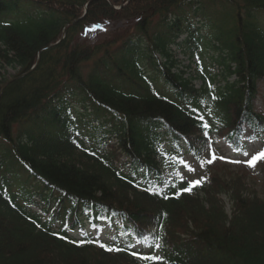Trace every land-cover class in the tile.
<instances>
[{
    "label": "trees",
    "instance_id": "1",
    "mask_svg": "<svg viewBox=\"0 0 264 264\" xmlns=\"http://www.w3.org/2000/svg\"><path fill=\"white\" fill-rule=\"evenodd\" d=\"M124 2L0 0V264H264V159L259 178L222 167L190 193L181 192L187 184L148 181L158 174L163 137L189 148L202 142L201 116L234 149L244 128L264 144V114L253 111L264 82V0ZM117 22L125 30L81 39ZM181 35L191 39L177 45L183 54L194 56L200 40L217 54L223 87L211 90L209 77L196 90L183 78L171 51ZM206 76L198 73L203 83ZM78 103L91 107L93 120L75 125L98 122L88 149L74 140L85 129L71 123ZM112 138L116 148L105 150ZM17 169L47 192L41 199L56 210L47 224L20 208L34 203L30 192L10 190ZM153 188L159 195L146 191ZM80 216L116 229L108 246L144 237L161 244L163 261L137 260L130 248L105 251L88 238L77 246L65 232ZM54 222L62 223L58 235Z\"/></svg>",
    "mask_w": 264,
    "mask_h": 264
},
{
    "label": "rangeland",
    "instance_id": "2",
    "mask_svg": "<svg viewBox=\"0 0 264 264\" xmlns=\"http://www.w3.org/2000/svg\"><path fill=\"white\" fill-rule=\"evenodd\" d=\"M126 27H127V24H125V22H122V23L117 22V23L106 25L102 28H96L94 30L90 29L86 32V35L88 36L87 38L92 37V39H96L99 35H102V34L110 35L114 33L115 31L125 30ZM176 59L181 60V59H185V57L180 55V56H176ZM204 64H205V67L207 68L208 63L206 60L204 61ZM8 74L9 76H12L15 74V72L9 71ZM259 88H260L259 97H257L254 101V109L255 111H258V112H264V85L260 84ZM74 108H76V105H74ZM247 135H248V132L246 133L245 138L242 140V143L245 145V151L248 152L247 156H244L242 153L234 152L233 150H231V148H229L228 145H226L222 141L213 143L211 147L212 148L211 153H205L203 155V161H207L211 159L213 152L215 153V156L217 157V159H215L211 163V164H214L215 166H213L210 169V171H215L216 169L219 168V166H230L235 171L244 167L246 168V171L251 176H257L259 178L260 167H258V164L262 160L257 161L254 168L247 166L245 161L251 159L253 155L258 154L260 151H262V149L258 143H253V144L248 143V141L246 140ZM164 148H166L165 152H169L167 153V160H164L162 162V165L166 169L165 174H164V177L166 179H169L172 173L174 172L175 174L179 173L178 178L180 180H181V176H183V180L181 181L185 183L200 180L202 177L204 178L203 181L206 180L207 172H208V169L210 168L209 164L204 163L203 167H201V162H198L191 153H188L187 148L185 146L181 148V151L178 154H176V152L173 151L171 147H164ZM219 157H225V159H220ZM179 159H183L188 165L191 166V168L194 169V171L189 172L186 168L183 167V165L177 162ZM170 161H172L173 164H171ZM234 161H240V162L236 163ZM36 185H37L36 183H31V187L34 186V189ZM256 191H259V187H256Z\"/></svg>",
    "mask_w": 264,
    "mask_h": 264
},
{
    "label": "snow or ice",
    "instance_id": "3",
    "mask_svg": "<svg viewBox=\"0 0 264 264\" xmlns=\"http://www.w3.org/2000/svg\"><path fill=\"white\" fill-rule=\"evenodd\" d=\"M212 99H216V97L213 96ZM193 111H195V109ZM199 119L202 122L200 127L205 129L204 136L207 137L208 136L207 129L210 127V125L208 123H204L203 122V117L202 116L199 117ZM211 143L212 142L210 140L207 142L208 148H211ZM234 150L235 151H242V154L244 156L248 155V152L247 151H243L242 149L237 148V149H234ZM219 158L220 159H225V157H219ZM215 159H217V157L215 156V153L213 152L211 159H209L207 161H201V167H203L204 163L211 164ZM262 159H264V150L260 151L256 155H253L251 157V159L245 161V163L247 164V166L254 168L256 163H257V161H260ZM177 162L179 164L183 165V167L186 168L189 172L194 171V169L191 168V166L188 165L183 159H179ZM234 162L239 163L240 161H234ZM178 175H179V173H178ZM203 179L204 178L202 177L200 180L189 182L187 187L181 189V192H189L190 193L194 187L199 186L203 182ZM181 180H183V176H181ZM146 191H149L151 193L159 195L158 192L154 191V188L153 189H146ZM177 195H179V193H177ZM164 198L167 199L168 197L165 196ZM54 235H58V234L54 233ZM59 238L67 239V237H59ZM156 239L158 240L159 237H157ZM72 242L77 244V246H81L84 243V241H72ZM88 242L89 243H96L97 246H99L100 248H103L105 251H109V252H113V251H116V252L127 251L129 248L134 247V245H128L126 248L122 249V248L115 247V246H108V245H106L104 243H101L99 241H88ZM137 243L138 244H142L144 247L151 248L153 250H158V249L161 248V244H159V243H154V244L153 243H149L148 240H147V237H144L142 240L137 241ZM130 255H132L137 260H142V261H145V262H161V261H163V258L158 256V255H154V254L145 255V254H141L139 251H132V252H130Z\"/></svg>",
    "mask_w": 264,
    "mask_h": 264
}]
</instances>
